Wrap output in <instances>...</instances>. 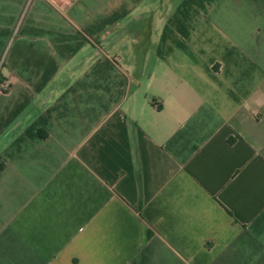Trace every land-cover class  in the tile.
<instances>
[{"label":"crops","instance_id":"1","mask_svg":"<svg viewBox=\"0 0 264 264\" xmlns=\"http://www.w3.org/2000/svg\"><path fill=\"white\" fill-rule=\"evenodd\" d=\"M0 264H264V0H0Z\"/></svg>","mask_w":264,"mask_h":264},{"label":"built area","instance_id":"2","mask_svg":"<svg viewBox=\"0 0 264 264\" xmlns=\"http://www.w3.org/2000/svg\"><path fill=\"white\" fill-rule=\"evenodd\" d=\"M9 86H10V85H9L8 83L3 84V85H2L3 90H4V91H7V90L9 89Z\"/></svg>","mask_w":264,"mask_h":264},{"label":"trees","instance_id":"3","mask_svg":"<svg viewBox=\"0 0 264 264\" xmlns=\"http://www.w3.org/2000/svg\"><path fill=\"white\" fill-rule=\"evenodd\" d=\"M4 91V90H3Z\"/></svg>","mask_w":264,"mask_h":264}]
</instances>
